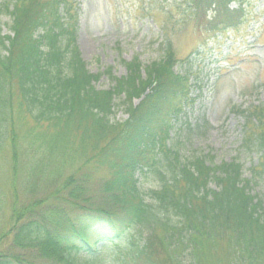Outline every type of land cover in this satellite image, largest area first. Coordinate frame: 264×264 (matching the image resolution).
I'll return each instance as SVG.
<instances>
[{
  "label": "trees",
  "instance_id": "16d2710c",
  "mask_svg": "<svg viewBox=\"0 0 264 264\" xmlns=\"http://www.w3.org/2000/svg\"><path fill=\"white\" fill-rule=\"evenodd\" d=\"M208 1L218 2L172 0L161 11L192 17ZM78 31V0H0V151L9 143L17 163V123L28 119V137L49 151L109 170L99 184L84 164L72 171L52 193L65 205L40 198L14 207L0 264H194L219 250L232 264H264V203L242 163L186 158L171 137L193 83L176 69L165 28L163 57L124 61L121 77L89 69ZM197 54L185 59L190 71ZM104 74L113 82L106 90L96 86ZM117 105L128 114L122 122L111 119ZM249 109L238 112L241 145L259 159L255 176L264 173V107ZM147 173L158 186L142 191Z\"/></svg>",
  "mask_w": 264,
  "mask_h": 264
},
{
  "label": "rangeland",
  "instance_id": "374dc122",
  "mask_svg": "<svg viewBox=\"0 0 264 264\" xmlns=\"http://www.w3.org/2000/svg\"><path fill=\"white\" fill-rule=\"evenodd\" d=\"M171 1L78 0V43L82 56L91 71L111 68L115 76L121 77L127 72L124 61L136 57L147 65L163 57L162 28H165L179 59L176 69L188 72L193 83L192 101L186 104L171 132L181 155L186 158L206 155L216 164L239 161L244 176L252 179V193L264 203V173L254 176L252 168L259 164V159L255 152L241 145L245 119L238 112L264 107V0L203 2L197 15L187 18L174 8L173 19L161 11ZM3 20L11 22L9 18ZM3 32L10 30L4 26ZM198 50L200 54L193 55L190 71L185 59ZM199 79V84L194 83ZM112 83L104 74L96 86L106 90ZM115 101L121 102L119 98ZM115 109L113 121L128 118L124 105ZM31 124L28 119L17 123L16 164L9 143L0 151V236L8 232L3 247L9 246L12 239L9 231L15 224L14 207L22 208L40 198L54 205H65L60 195L56 198L52 193L82 164L93 174L96 184L109 176L107 168L86 163L79 156L68 159L49 151L40 139L28 137ZM139 178L142 191L158 186L149 173ZM218 252L222 254L208 251L194 264H232L224 252Z\"/></svg>",
  "mask_w": 264,
  "mask_h": 264
}]
</instances>
